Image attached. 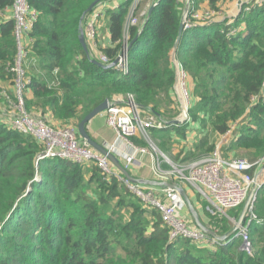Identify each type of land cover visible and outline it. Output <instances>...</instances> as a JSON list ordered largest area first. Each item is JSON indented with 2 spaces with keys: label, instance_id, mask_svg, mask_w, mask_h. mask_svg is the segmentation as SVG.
<instances>
[{
  "label": "trees",
  "instance_id": "trees-1",
  "mask_svg": "<svg viewBox=\"0 0 264 264\" xmlns=\"http://www.w3.org/2000/svg\"><path fill=\"white\" fill-rule=\"evenodd\" d=\"M94 1L27 0L37 12L26 34L24 71L26 90L31 92L30 98L24 94L27 111L76 127L95 106L122 94L132 95L143 111L173 119L177 106L171 116L160 107L176 103L172 48L185 0H159L153 7L127 51L126 75L94 63L92 59L99 60L95 48L88 46L87 54L81 45L80 19ZM133 1L122 0L109 12L111 45L102 54L110 62L122 48ZM199 1L222 16L183 29L175 50L186 74L188 120L151 130L158 132V148L168 152L169 143L186 140L190 122H199L197 139L189 149H181L184 156L175 155L184 160L194 150L213 151L216 141L238 124L220 152L239 157L242 150V158L258 160L264 156V0L242 2L231 17L222 4L236 0ZM12 2L0 0V79H8L9 87V66L18 51L14 19L4 15ZM144 7V1L137 2L136 14ZM194 8L190 0L189 9ZM140 25L129 28L128 42ZM8 93L14 100V92L0 85V264H264V223L248 224L251 254L240 248L241 238L235 233L222 241L208 235L214 240L210 243L185 237L170 240L159 211L146 206L118 175L103 174L92 162L38 159L42 145L7 123L13 112H4L12 104L5 100ZM131 140L144 144L136 136ZM255 205H260L258 211ZM253 212L264 217V183ZM206 213L210 229L222 236L233 227L228 217L239 212Z\"/></svg>",
  "mask_w": 264,
  "mask_h": 264
},
{
  "label": "built area",
  "instance_id": "built-area-1",
  "mask_svg": "<svg viewBox=\"0 0 264 264\" xmlns=\"http://www.w3.org/2000/svg\"><path fill=\"white\" fill-rule=\"evenodd\" d=\"M258 1V0H256ZM134 0L130 6L129 13L124 24V40L120 52L117 55L116 69L123 74H128V56L126 45L128 42V31L133 25L138 24V19L147 12L150 4L147 3L138 14ZM259 2V1H258ZM238 3V2H237ZM104 2L99 3L87 17L84 25L85 38L95 45L96 29L99 18L102 16ZM239 5V4H237ZM11 17L15 23V39L17 54L9 71L13 75L14 103L13 112L8 119L11 129L32 136L42 145L38 159L62 158L77 163H95L104 174H116L118 179L146 205L156 208L164 223L168 227L169 239L185 237L195 242H213L209 236L195 225L189 224L181 215L184 208V200L180 193L172 187L160 186L161 195L152 186H143L132 183L126 179L112 165L108 158L93 150L85 140L79 139L74 125L52 126L43 117L34 115L25 107L24 94L29 80L24 71V63L28 54V47L23 44V38L31 29L37 12L30 6L27 0H13L11 6ZM2 13H0V16ZM217 15L215 10L189 9L183 18V29L190 28L213 20ZM99 61L103 64L110 62L109 58L99 53ZM180 85L179 90L186 104H189V94L186 86V74L179 67ZM6 99L10 102L8 96ZM106 123L116 132V137L125 140L130 145L128 153H122L123 166L126 170L135 161L140 153H147L146 146H136L130 142L131 137L137 136L144 142L153 145L152 136L149 132L152 128H162L161 121H153L141 115L132 95H127L123 103L111 101L105 110ZM229 132V131H228ZM109 151L115 152L116 148L107 146ZM162 158L152 167L153 175L158 181H171L176 178L195 188L197 193L206 201V210L211 214L226 215L230 209L242 205L249 196L254 185L255 175L259 174L260 183H264L263 173L264 156L258 160L250 161L246 158L229 156L224 157L217 146L206 157L196 160L191 164L181 167L175 166L161 153ZM162 161L170 165V169L161 167ZM247 211V220L238 226L237 236L241 238L243 250L251 254L252 241L249 236L248 224L251 221L262 224L264 217H258L253 212V202ZM214 239V238H213ZM216 240V239H215Z\"/></svg>",
  "mask_w": 264,
  "mask_h": 264
},
{
  "label": "crops",
  "instance_id": "crops-1",
  "mask_svg": "<svg viewBox=\"0 0 264 264\" xmlns=\"http://www.w3.org/2000/svg\"><path fill=\"white\" fill-rule=\"evenodd\" d=\"M121 1L122 0H107V1L105 0V1H103L105 5L102 9V16L98 20V24H97L98 34H97V38L95 41V45L92 44L91 42H89L88 40H85L87 47L92 46L93 48H95V50L97 51V54L102 53L103 52L102 50L104 48L111 45L110 33H109V12L115 10L117 8V6L121 3ZM202 7H208V4L206 3V1H203L200 4V8H197V9H201ZM222 8L224 9V12L226 14H228V15L232 14L233 13L232 11L235 10V1L225 2L224 4H222ZM10 15H11V9H7L5 12V16H10ZM83 24L84 23H82V28L84 29ZM23 44L25 46H27L29 44V39L26 36L23 38ZM2 84L4 86L6 85L8 87L6 82L4 80L0 79V85H2ZM8 90L13 91V87L12 86L8 87ZM25 97L26 98L31 97V92L29 89L25 91ZM30 113H32L34 115H38L37 113L32 112V111ZM46 121L49 124L54 125V126L63 125L60 121L52 118L51 115H49V114L46 115ZM189 129H191V130L187 131L186 140L185 141L181 140L180 143L182 145L179 146V148L184 149V150L189 149L192 142L198 137L199 132H200L199 122H197V121L190 122L189 123ZM86 131L88 132V134L90 135V137L93 140H95L97 143L101 144L105 148L107 146H113L114 148H116L115 153L119 157L120 162L123 164V158H122L123 154L122 153H128L130 151V145L128 144L127 141L119 139L116 137V132L106 124V118H105L104 113H100L97 116H95L92 120H90L86 124ZM192 131H196V132L194 133ZM175 138L177 139L176 136H175ZM136 139L138 142L143 141L139 137H136ZM130 142L136 146L144 145V144L140 145V143L133 142L131 139H130ZM172 153L176 154L178 152L172 150ZM153 164H154L153 154H152V152L147 151V153H140V154L136 155L135 161L130 165L128 171L135 178H139V179H142L144 181H151V180L158 181V180H156V178L153 175V172L151 170V167L153 166ZM161 167L163 169H170V165L165 161H162ZM142 185L143 186H152L158 192V194L161 195V187L160 186L149 185V184H145V183H142ZM182 187H183V189H184V191L188 197V200L190 201L192 207L194 208L200 223L206 227H209V216L206 213V201L204 200L205 203L202 202V199L200 197H198V195H196L193 191H191L189 186L182 185ZM233 209H231V210H233ZM240 214H241V212L237 213L235 218L232 216L231 217L229 216L228 218L231 221L233 220L235 223L236 220L240 217ZM181 215L184 217V219L189 224L197 226V224L195 223V220L193 218V215L191 213V210L187 204L181 210Z\"/></svg>",
  "mask_w": 264,
  "mask_h": 264
},
{
  "label": "water",
  "instance_id": "water-1",
  "mask_svg": "<svg viewBox=\"0 0 264 264\" xmlns=\"http://www.w3.org/2000/svg\"><path fill=\"white\" fill-rule=\"evenodd\" d=\"M105 0H95L94 2H92L88 8L83 12L82 16H81V25H80V35H79V40L81 42L82 47L84 48L85 52L88 54V49H87V45H86V41H85V36H84V29L82 28V22L83 19L85 17V14L92 11L93 8L95 6H97L99 3L103 2ZM159 2V0H155L148 8L146 15L140 25V28L138 29L137 34L135 35V37L128 42V44L126 45V51L129 50L130 46L132 45V43L135 41V39L139 36L140 32L142 31L153 7ZM238 4L240 5L243 1L242 0H238L237 1ZM189 6H190V0H185V4H184V8H183V12H182V17H181V21L179 24V28H178V35L176 38V41L174 43V46L172 48V57H173V62H174V67H175V82L173 85L174 90H179V85H180V78H179V65L177 60L175 59V50L177 48V45L179 43L181 34L183 32V18L186 15V13L189 10ZM92 61L104 68H114L118 58L116 57L112 62L108 63V64H103L101 63L99 60L97 59H92ZM180 91V90H179ZM177 97L180 103V108H181V118H176V119H172V120H168V121H164L167 124H181L184 121H186L188 119V108L185 105V103L183 102V100L181 99V95L178 92L177 93ZM109 105V100L105 99L103 102H101L100 104H98L97 106H95L93 109H91L77 124L76 126V130L78 135L84 139L91 147H93L94 149H96L97 151H99L100 153H102L103 155H105L113 164L114 166L118 169V171L129 181H131L132 183H137V184H149V185H156V186H168V187H172L175 188L180 195L182 196L184 202L189 206L191 213L193 215V218L195 220V223L197 224V226L204 231L207 235L211 236L212 238L216 239V240H225L228 237H230L231 235H233L235 233V235H237V229L238 226H240L244 219L245 216L247 214V211L250 207V205L252 204V198L256 197V193L258 191V189L262 186L263 182L260 183L259 181V174L255 175V179H254V185L251 189V192L249 194V196L247 197V199L245 200V202L243 203V208L241 209V214L240 217L236 220V224L231 228V230H229L227 233H225L222 236H218L212 229H210L209 227H206L204 225H202L198 219V216L194 210V208L192 207L190 201L188 200V197L183 189V187L178 184V183H171L169 181H155V180H151V181H144L142 179L139 178H135L133 177L128 170H126L120 160L114 156L111 152H109L105 147H103L101 144L97 143L95 140H93L90 135L88 134V132L86 131V124L92 120L95 116H97L98 114H100L102 111H104ZM156 116L159 117L158 113H155ZM160 118V117H159ZM264 169V166H263ZM241 249H243V245L241 244L240 246Z\"/></svg>",
  "mask_w": 264,
  "mask_h": 264
},
{
  "label": "rangeland",
  "instance_id": "rangeland-1",
  "mask_svg": "<svg viewBox=\"0 0 264 264\" xmlns=\"http://www.w3.org/2000/svg\"><path fill=\"white\" fill-rule=\"evenodd\" d=\"M139 1H144L146 4L147 3H149V4H152V2H154L155 0H138V2ZM237 1L238 0H236L235 1V6H237ZM243 2H248V1H251V0H242ZM258 1H260V0H258ZM185 2V1H184ZM202 3V1H199V0H193V6H195V7H197V8H200V4ZM203 6V5H202ZM205 10H210V8H209V6L208 7H202L201 9H200V11L201 12H203V11H205ZM140 12V11H139ZM233 13L232 14H229L228 16H232L233 14L234 15H236L237 13H235L234 11H232ZM5 15V14H4ZM218 16H222V15H215V17H218ZM215 17L213 18V19H215ZM218 18H220V17H218ZM233 18V17H232ZM142 21H143V19H138V23H142ZM213 21V20H212ZM209 22H211V21H209ZM84 25H85V23H84ZM97 29H98V27H97ZM97 29H96V32H97ZM97 34H98V32H97ZM96 38H97V35H96V37H95V41H96ZM127 44H128V42H127ZM114 68H116V67H114ZM120 72V71H119ZM120 74H122V75H125V74H123V73H121L120 72ZM5 82H6V84L8 85V87L10 86V84H11V82L8 80V79H5L4 80ZM174 89V88H173ZM178 92L180 93V91L178 90ZM177 90H174V99H175V101H176V103L174 104V105H171V106H164V104L160 107V110L162 111V112H164L165 114H168V115H172L171 114V112H172V109L174 108V106L176 107H178L179 108V112H176V116H174L173 117V119H176V118H181V116H182V114H181V108H180V103H179V100H178V97H177ZM180 95L182 96V94L180 93ZM115 96V97H114ZM113 97H112V99L111 100H109V103L111 102V101H114V102H119V103H123V101H126V95H122V94H116V95H114ZM5 97H7V96H5ZM8 97H11V93H10V95H9V93H8ZM181 99L183 100V102L185 103V105L187 106V104H186V101H185V99H184V97L182 96L181 97ZM5 100H6V98H5ZM10 100V99H9ZM133 100H134V97H133ZM8 101V100H7ZM9 102V101H8ZM135 102V101H134ZM10 103H14V100H10ZM136 103V102H135ZM137 105V104H136ZM10 106H12V104L10 105ZM10 106H5V108H4V112L6 113V114H11V112L13 111V108H11ZM138 106V105H137ZM187 108H188V106H187ZM107 109V108H106ZM105 109V110H106ZM138 109H139V111L141 110L140 109V107L138 106ZM105 110L104 111H102L101 113H104L105 114ZM141 115L143 116V117H145V118H148V119H151V120H153V121H157V120H159V121H161L162 122V124L163 125H165V124H167V123H165L164 121H168L169 120V118H167L166 116H164V115H162L161 114V117H160V115H159V119H157L158 118V116H156L155 115V113H150V112H148V111H143V110H141ZM188 117H189V115H188ZM106 118V117H105ZM170 120H172V119H170ZM188 120V119H187ZM107 124V123H106ZM66 125H70V124H66ZM52 126H54V125H52ZM237 126H238V124H233L232 126H231V130L229 131V132H227V134L226 135H224L221 139H219L218 141H216L217 143H216V145H215V148L218 146V147H220V146H222V145H224V144H226L228 141H227V139L228 138H230L231 137V135L232 134H234L235 132H236V128H237ZM153 129V128H152ZM191 129H189V127H188V130L187 131H190ZM149 132H150V134H151V136H152V142H153V145H150V144H148V143H146V142H144V145H142V146H146L145 148H147V150L148 151H150V152H152V154H153V162H154V165L156 164V162H157V157L159 158V160L162 158V156H161V153L164 155V156H166V158L167 159H169L170 160V162H172V164L173 165H175V166H181V167H185V166H187V165H189V164H191L192 162H194V161H196V160H199V159H202V158H204V157H206L207 155H209V153L211 152V150L210 151H202V150H197V151H195L194 150V152H191L189 155H188V157L186 158V159H184V160H180L179 159V157H178V159L176 158L175 159V155H178L179 153H180V151H181V148H179V146H181L182 144L180 143L181 141L180 140H174V141H172L171 143H169L168 144V146H169V150L170 151H168V152H162L159 148H158V139H156L155 137L158 135V132H156V131H154V130H149ZM192 132H196V131H192ZM199 136V135H198ZM137 137V136H136ZM78 138L79 139H82L80 136H78ZM197 139V138H196ZM82 140H84V139H82ZM89 145V144H88ZM90 146V145H89ZM91 147V146H90ZM104 147V146H103ZM225 147V146H224ZM223 146H222V148H224ZM93 150H95V151H97L96 149H94L93 147H91ZM107 150H108V148H106ZM172 150H174V151H176V152H178V153H172ZM109 151V150H108ZM98 153H100L99 151H97ZM109 152H111L114 156H116L118 159H119V157L116 155V153L115 152H113V151H109ZM102 154V153H101ZM241 154H243V151L242 150H238V155L237 156H239V157H242L241 156ZM180 158L182 157V156H184V154L181 152L180 154ZM178 155V156H179ZM246 159H248V158H246ZM109 160V159H108ZM120 160V159H119ZM110 161V160H109ZM111 162V161H110ZM112 163V162H111ZM122 164V163H121ZM112 165H114L113 163H112ZM122 166H123V164H122ZM115 167V166H114ZM124 167V166H123ZM153 167V166H152ZM152 167H151V170H152ZM116 168V167H115ZM117 169V168H116ZM118 170V169H117ZM102 172V171H101ZM119 172V171H118ZM153 172V171H152ZM103 173V172H102ZM104 174V173H103ZM169 182H171V183H178V184H180L181 186L182 185H186V186H189V188H190V190L191 191H193L196 195H198V197H200L201 199H202V202H204L205 203V201H204V199L197 193V191L195 190V188L194 187H192V186H190V185H188V184H186V183H184V182H182V181H179V179L178 180H176V178H174V179H172L171 181H169ZM137 184V183H136ZM139 185H142V184H139ZM186 206V203L184 202V207ZM243 208V204L242 205H240V206H238V207H236V208H234L233 210H228V213L227 214H231V213H233L234 211L235 212H241V209ZM258 208H260V205H255V211H258L259 209ZM226 214V216H228ZM221 216H223V214L221 215ZM232 223H233V226L236 224V222L234 223V221L232 220Z\"/></svg>",
  "mask_w": 264,
  "mask_h": 264
},
{
  "label": "bare ground",
  "instance_id": "bare-ground-1",
  "mask_svg": "<svg viewBox=\"0 0 264 264\" xmlns=\"http://www.w3.org/2000/svg\"><path fill=\"white\" fill-rule=\"evenodd\" d=\"M264 175V169H263V173L261 172V177Z\"/></svg>",
  "mask_w": 264,
  "mask_h": 264
}]
</instances>
